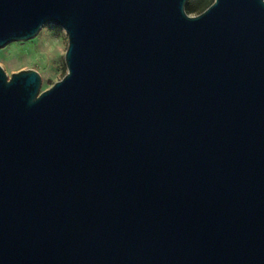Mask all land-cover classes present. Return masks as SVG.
<instances>
[{
	"label": "water",
	"instance_id": "95a60500",
	"mask_svg": "<svg viewBox=\"0 0 264 264\" xmlns=\"http://www.w3.org/2000/svg\"><path fill=\"white\" fill-rule=\"evenodd\" d=\"M0 0L67 73L0 65V264H264V0Z\"/></svg>",
	"mask_w": 264,
	"mask_h": 264
},
{
	"label": "rangeland",
	"instance_id": "374dc122",
	"mask_svg": "<svg viewBox=\"0 0 264 264\" xmlns=\"http://www.w3.org/2000/svg\"><path fill=\"white\" fill-rule=\"evenodd\" d=\"M67 48L66 31L59 26L44 25L33 38L12 41L1 47L0 65L9 77L21 70L35 69L42 77L43 91L61 80L67 73L65 63Z\"/></svg>",
	"mask_w": 264,
	"mask_h": 264
},
{
	"label": "trees",
	"instance_id": "16d2710c",
	"mask_svg": "<svg viewBox=\"0 0 264 264\" xmlns=\"http://www.w3.org/2000/svg\"><path fill=\"white\" fill-rule=\"evenodd\" d=\"M214 0H188L186 10L188 13H201L209 7Z\"/></svg>",
	"mask_w": 264,
	"mask_h": 264
}]
</instances>
